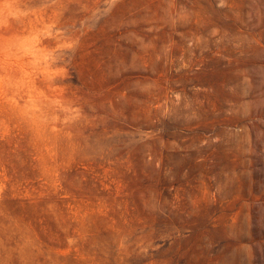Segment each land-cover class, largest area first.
<instances>
[{
  "label": "rangeland",
  "instance_id": "obj_1",
  "mask_svg": "<svg viewBox=\"0 0 264 264\" xmlns=\"http://www.w3.org/2000/svg\"><path fill=\"white\" fill-rule=\"evenodd\" d=\"M0 264H264V0H0Z\"/></svg>",
  "mask_w": 264,
  "mask_h": 264
}]
</instances>
